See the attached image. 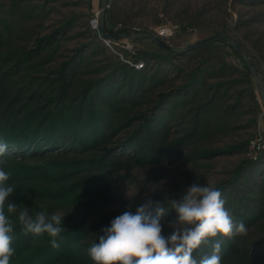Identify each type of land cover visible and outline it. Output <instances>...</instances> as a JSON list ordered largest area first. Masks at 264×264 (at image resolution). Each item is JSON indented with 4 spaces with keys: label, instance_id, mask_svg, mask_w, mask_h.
<instances>
[{
    "label": "rangeland",
    "instance_id": "rangeland-1",
    "mask_svg": "<svg viewBox=\"0 0 264 264\" xmlns=\"http://www.w3.org/2000/svg\"><path fill=\"white\" fill-rule=\"evenodd\" d=\"M243 56L264 92V0H0L10 264H94L102 229L147 199L170 236L194 183L247 228L211 238L221 264H264V97ZM25 209L64 218L59 248L24 234Z\"/></svg>",
    "mask_w": 264,
    "mask_h": 264
},
{
    "label": "clouds",
    "instance_id": "clouds-1",
    "mask_svg": "<svg viewBox=\"0 0 264 264\" xmlns=\"http://www.w3.org/2000/svg\"><path fill=\"white\" fill-rule=\"evenodd\" d=\"M6 152L7 144L0 140V157ZM9 179L10 173L0 169V264H10L15 253L13 223L5 212V207L8 213L16 210L14 203L6 204L14 192L7 183ZM170 203L178 214V219L170 223L174 229L170 236L162 234L164 207L147 199L135 214L126 211L102 229L99 242L88 250L94 264H221L219 253L223 241L212 243L211 238L247 234L244 222L234 221L222 193L215 187L194 183L179 200ZM154 204L153 215L148 209ZM63 219L59 214L49 217L45 212H38L33 218L26 209L19 214L24 234L46 233L51 237L49 243L53 249L60 247L57 238L64 230ZM210 243L211 255H204L199 261L194 258V251Z\"/></svg>",
    "mask_w": 264,
    "mask_h": 264
},
{
    "label": "water",
    "instance_id": "water-1",
    "mask_svg": "<svg viewBox=\"0 0 264 264\" xmlns=\"http://www.w3.org/2000/svg\"><path fill=\"white\" fill-rule=\"evenodd\" d=\"M100 32H101L102 36L105 37V38H115V37H118V36H121V35H123V36L125 35V36H128V37H132V36H134L133 33H106V32L104 31V26H103V21H102V20H101V23H100ZM155 40H156L159 44H162V42L159 41L158 39H155ZM243 57L246 59L245 56H243ZM246 62H247V64H248V66H249L251 72L253 73V75H254V77H255V79H256L257 85H258L259 88L261 89V91H262V93H263V97H264V92H263V90H262V84H261V81H260V79H259V77H258V74H257L256 70L254 69L253 65H252L247 59H246Z\"/></svg>",
    "mask_w": 264,
    "mask_h": 264
},
{
    "label": "built area",
    "instance_id": "built-area-1",
    "mask_svg": "<svg viewBox=\"0 0 264 264\" xmlns=\"http://www.w3.org/2000/svg\"><path fill=\"white\" fill-rule=\"evenodd\" d=\"M91 23H92V25H94V27L98 26L96 18H93L91 20ZM156 31L160 37H167L168 35L171 34V29L169 27H166L163 25L159 26Z\"/></svg>",
    "mask_w": 264,
    "mask_h": 264
},
{
    "label": "trees",
    "instance_id": "trees-1",
    "mask_svg": "<svg viewBox=\"0 0 264 264\" xmlns=\"http://www.w3.org/2000/svg\"><path fill=\"white\" fill-rule=\"evenodd\" d=\"M1 99V98H0Z\"/></svg>",
    "mask_w": 264,
    "mask_h": 264
}]
</instances>
